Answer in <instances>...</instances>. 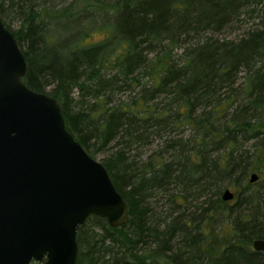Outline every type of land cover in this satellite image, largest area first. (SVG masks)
Segmentation results:
<instances>
[{
    "label": "trees",
    "instance_id": "16d2710c",
    "mask_svg": "<svg viewBox=\"0 0 264 264\" xmlns=\"http://www.w3.org/2000/svg\"><path fill=\"white\" fill-rule=\"evenodd\" d=\"M262 3L72 0L59 9H38L36 0H0V18L25 58L22 83L57 101L66 129L91 158L117 141L102 165L127 205L128 220L112 228L90 216L77 230L76 264H264V254L252 249L253 241L264 239V189L238 194L232 202L221 198L225 180L239 186L252 174L264 178V14L237 40L206 37ZM6 7L19 19L15 31L4 22ZM92 13L111 20L101 28L103 40L85 45L88 32L81 22ZM48 23L74 28L73 42L48 41ZM175 49L183 51L180 63L172 57ZM140 71L147 84L135 76ZM240 72L246 77L238 90L233 87ZM124 87L139 88V97L109 106ZM224 89L229 95L222 99ZM161 95L172 98L168 105H147ZM86 99L93 101L88 109L82 106ZM181 126L194 133L191 150L170 138L164 143L175 153L172 161L128 163L124 149ZM253 140L251 156L240 151L239 144ZM171 187L179 188L172 202L180 199L194 211L151 223L149 200ZM219 218L225 222L217 229Z\"/></svg>",
    "mask_w": 264,
    "mask_h": 264
},
{
    "label": "water",
    "instance_id": "95a60500",
    "mask_svg": "<svg viewBox=\"0 0 264 264\" xmlns=\"http://www.w3.org/2000/svg\"><path fill=\"white\" fill-rule=\"evenodd\" d=\"M25 72L0 18V264H76L78 228L90 216L120 228L128 208L105 167L66 129L57 101L22 83ZM221 198L234 195L227 189ZM252 249L264 254V239Z\"/></svg>",
    "mask_w": 264,
    "mask_h": 264
},
{
    "label": "rangeland",
    "instance_id": "374dc122",
    "mask_svg": "<svg viewBox=\"0 0 264 264\" xmlns=\"http://www.w3.org/2000/svg\"><path fill=\"white\" fill-rule=\"evenodd\" d=\"M72 0H36V3L38 4V9L41 7L42 4H44L48 8H55L59 9L60 7L67 5ZM264 3L255 5L252 4L250 7L245 8L241 11L240 17L238 21L234 24H232L230 27L223 29L222 31L216 33V34H208L206 37H212L213 39L219 40V41H226V40H237L245 35L249 30L253 29L256 24L259 22V18L261 16V10H262V16L264 14ZM111 18L110 16L101 14V13H92L89 18L84 19L81 23H83V28H85L84 32H88V36L83 39V44L89 45V44H95L99 41L103 40L104 34L101 31V28L106 25L108 22H110ZM5 24L9 26V28L13 31L17 30L19 28V19L13 13L6 7V14H5ZM46 23V21H45ZM52 26V25H50ZM49 23L47 24V30L46 36L49 40H57L60 41L58 44L60 46H64L68 43L73 42L74 40V28H54L50 27ZM78 26V24H77ZM54 28V29H53ZM83 32V33H84ZM50 36V37H49ZM25 50V47L22 48ZM182 50L175 49L172 51V57L177 62L180 63L182 60ZM138 75L140 79L141 84H147L148 79L145 74H143V71L137 72L135 76ZM246 77V74L244 72H240L237 75V78L234 83V89H238L242 86L244 83V79ZM47 92H49V89H46ZM48 94V93H47ZM229 95V89H224L221 91V98L225 99ZM76 94L74 96V99L76 98ZM137 97H139V88L138 89H132V88H125L119 92H115L110 97V105L109 106H115L119 104H129L133 102ZM172 98L166 97L164 95H161L159 97H156L154 100L148 102L147 105H156V108L159 109L165 105H168L170 103ZM93 104L92 100L86 99L84 101L83 108L88 109ZM79 106V104L74 103V107ZM173 107V106H172ZM153 108V107H151ZM173 112V111H172ZM193 132L191 129L187 128L186 126L176 127V128H167L166 130L162 131L161 133L157 135L153 134L150 138H145L141 140L138 144H132L129 148L124 149L125 158L128 159V163L133 162L132 164H136L137 167H141L145 164L149 165H155L157 162H170L172 161L171 157L175 154L172 150H167L166 145L164 141L170 138L174 139H182V143H185V150H191L192 143L188 142L189 138H192ZM116 142H112L107 150L103 152L102 154H92V158L96 160L97 162H100L102 164L103 160L106 159L109 155H112L116 150L115 147H117ZM241 147L240 151L245 152L248 156H251L255 151L256 142L249 141L244 144H239ZM264 170V167L262 168ZM259 179V178H258ZM256 184H250L249 183V177L245 179L244 181L241 180L239 183V186H233V184H230L228 180L223 181L222 183V190H229L231 193H233L234 196L242 193H252L254 190L257 189H264V178L258 180ZM179 195V188L171 187L168 189V191L164 193H157L153 195V198L150 201V213L148 214L150 222L151 223H161L164 220H166L169 215L172 216L173 213L187 215L190 212L192 213L194 209H191L188 206H185L183 202H180V199L176 200V203L172 202L173 197L172 196H178ZM182 201V200H181ZM232 202V201H231ZM180 205V206H178ZM200 204L196 203L194 206H199ZM189 208V210H187ZM195 217V216H194ZM224 219L219 218L216 220V227L217 229L220 227V225L224 223ZM32 264H39V263H32Z\"/></svg>",
    "mask_w": 264,
    "mask_h": 264
}]
</instances>
